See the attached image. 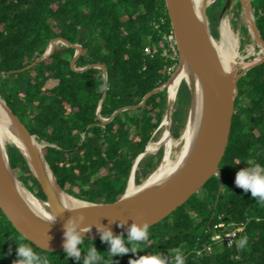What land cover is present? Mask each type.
Instances as JSON below:
<instances>
[{
	"label": "trees",
	"instance_id": "1",
	"mask_svg": "<svg viewBox=\"0 0 264 264\" xmlns=\"http://www.w3.org/2000/svg\"><path fill=\"white\" fill-rule=\"evenodd\" d=\"M169 29L163 0H0V96L36 140L44 144L42 154L68 195L84 201H104L123 194L133 160L157 138L156 131L167 109L166 88L152 94L142 107L123 110L102 126L91 123L97 119L96 108L103 92L101 69L74 72L70 67L74 50L64 43L27 69L3 71L29 64L42 54L49 40L64 35L80 46L77 67L95 61L106 65L101 115L107 118L116 108L141 100L168 78V67L178 61V56L171 59L161 54L167 49L162 35ZM187 110L188 84L181 78L170 123L173 139L179 137L185 125ZM4 146L15 176L33 195L44 200L20 151L11 142ZM109 150L112 155L106 157ZM163 151L161 145L155 152L146 151L140 156L134 168L135 186L153 172ZM123 235L130 249L127 233ZM187 239L188 199L149 226V238L140 244L142 251L113 257L101 237H83V244L78 246L79 262L66 258L64 250L35 248L0 210V264H12L18 259L16 242L30 245L47 257L48 264H83L93 244L103 256L100 264H129L130 259L140 255L157 254L158 247L168 250V264H175L177 253L187 264Z\"/></svg>",
	"mask_w": 264,
	"mask_h": 264
},
{
	"label": "water",
	"instance_id": "2",
	"mask_svg": "<svg viewBox=\"0 0 264 264\" xmlns=\"http://www.w3.org/2000/svg\"><path fill=\"white\" fill-rule=\"evenodd\" d=\"M167 18L170 28L173 32L175 47L177 50L178 61L168 76L161 84L151 88L141 98V100L133 103L124 104L116 108L107 118L102 117V102L106 94V79L107 67L100 61L89 63L83 67L77 68V62L80 58V46L69 41L64 35H58L52 39V45L49 49H45L41 55L36 57L32 62L23 66L20 69H14L3 72H15L18 70L27 69L33 66L38 61L47 58L59 43L71 47L74 50L73 59L71 60V69L78 73L83 74L93 67L101 69V77L103 81V92L96 108L95 121L91 123H99L102 126L108 125L115 117L128 108L142 107L147 99L155 92L166 88V82L171 75L177 73L182 69L183 65L188 68V4L189 0H163ZM82 28L78 30L77 39H80ZM185 67V66H184ZM188 84V77H184ZM178 85V84H177ZM176 85V87H177ZM167 90V121L166 130L170 133V123L174 106L175 90L172 94ZM0 100L4 104V108L11 119L17 134L22 141L25 149L30 154L33 151V142H38L35 135L30 133L20 118L11 110L7 103L0 96ZM86 127H84V131ZM20 151L22 156L27 162V165L40 185L41 192L43 193L46 202L49 205L50 211L54 217L55 222H48L43 218V215L35 214L27 205V202L22 197L17 188V184H22L15 176L11 169L6 151L4 141L0 138V210L5 218L10 222L13 228L35 248L47 251L64 250V224L72 217L79 218L83 216L81 226L92 225L91 231L83 233L84 237L99 238L100 232L97 231L99 225L110 227L114 234L127 233V227L133 221L142 222L147 221L149 226L163 219L166 215L171 213L175 208L180 206L188 199V160L180 169L169 176L153 185H147V180H144L140 185L135 186L133 183L134 168L139 159L146 151H151L147 146L139 153L132 162L126 185L131 180L132 186L137 187L133 192L127 193L126 187L121 196L111 200L104 201H84L74 197L76 202L71 204H64L55 199L52 191L47 187L42 176L39 174L36 166L28 161L27 156L23 153L20 146L16 141H10ZM39 143V142H38ZM40 145V143H39ZM42 145L39 147L41 151ZM158 149V148H157ZM156 149V150H157ZM168 151H166L167 157ZM42 157L49 168L43 154ZM163 161V160H162ZM162 163V162H161ZM53 175V190L65 192L57 182L52 170L49 168ZM26 188V187H24ZM27 189V188H26ZM28 190V189H27ZM31 193V192H30ZM66 193V192H65ZM67 194V193H66ZM68 195V194H67ZM35 196V195H34ZM70 196V195H68ZM67 206V207H65ZM126 222L124 227L119 226V222Z\"/></svg>",
	"mask_w": 264,
	"mask_h": 264
},
{
	"label": "clouds",
	"instance_id": "3",
	"mask_svg": "<svg viewBox=\"0 0 264 264\" xmlns=\"http://www.w3.org/2000/svg\"><path fill=\"white\" fill-rule=\"evenodd\" d=\"M248 167L241 168L235 175V184L242 188L245 192L250 191L251 197L258 203L264 204V166L252 161H246ZM67 207V206H65ZM43 218L48 222H55L56 217L44 213ZM83 216L79 218L72 217L64 224V243L63 248L66 253V258H74L76 261L81 260V249L78 247L83 244V233L91 231L92 225L81 226ZM126 222H119L120 227H124ZM97 231L100 232L101 241L109 245L107 250L111 256L124 255L129 252L137 253L142 251L140 247L141 242L147 241L149 238V224L147 221L137 222L133 221L127 227V243L131 248L125 246L123 234H114L110 227L103 225L96 226ZM247 242V237L242 238L238 242V247L244 248ZM17 257L12 264H48V259L41 256L33 250V248L25 243L16 242ZM103 256L93 244L87 250L84 256L83 264H100ZM129 264H168L167 259L162 254H147L140 255L138 258L130 259ZM175 264H184L181 254L177 253L175 256Z\"/></svg>",
	"mask_w": 264,
	"mask_h": 264
},
{
	"label": "bare ground",
	"instance_id": "4",
	"mask_svg": "<svg viewBox=\"0 0 264 264\" xmlns=\"http://www.w3.org/2000/svg\"><path fill=\"white\" fill-rule=\"evenodd\" d=\"M52 45V42L48 43L46 49H49ZM176 65L174 64L173 67ZM185 66V67H184ZM172 67V69H173ZM169 68V67H168ZM181 77H188V68L186 65H183L182 69H179L176 74L171 75L169 80L166 82V88L168 89L169 93L172 94L173 91L176 89V85L178 84ZM186 129H185V145L181 154L178 158L173 162L169 163L167 159H164L159 167V169L152 175H150L149 179L147 180V185H153L163 179L168 178L173 173H175L178 169H180L186 161L188 160V117L186 121ZM0 138L3 142L4 140L16 141L17 144L20 146L23 153L27 156L28 161L34 164L42 176L43 180L47 187L52 191L53 196L55 199L64 204H71L76 202L74 198L68 196L65 192L59 190H53V175L50 172L49 168L47 167L42 154L39 151V143L33 142V151L29 154L28 151L25 149L22 141L20 140L16 129L14 128L11 119L9 118L3 102L0 100ZM17 188L21 193L22 197L27 202L29 208L37 215H43L44 213H48L49 215L53 216L48 203L46 200L40 199L30 193L26 188H24L20 183L17 184ZM137 187L132 186L131 180L129 179L126 191L127 193L133 192ZM54 217V216H53Z\"/></svg>",
	"mask_w": 264,
	"mask_h": 264
},
{
	"label": "rangeland",
	"instance_id": "5",
	"mask_svg": "<svg viewBox=\"0 0 264 264\" xmlns=\"http://www.w3.org/2000/svg\"><path fill=\"white\" fill-rule=\"evenodd\" d=\"M49 42H52V39L51 40H49ZM48 42V43H49ZM48 43H47V46H48ZM46 46V47H47ZM71 64V63H70ZM78 68V67H77ZM174 68L175 67H173V69H171L170 70V74H171V72L174 70ZM181 78H184V77H181ZM180 78V79H181ZM185 79V78H184ZM180 81V80H179ZM179 83V82H178ZM167 110V109H166ZM167 112V111H166ZM165 116H164V118H163V120L160 122V124H159V126H158V129H157V131H156V139L155 140H153V141H151L150 143H148L147 144V147L151 150V151H153V152H155L156 151V149L159 147V146H161V145H163V147H164V151H163V154H162V158H161V160H160V162L158 163V165L156 166V168L153 170V172L150 174V175H152V174H154L158 169H159V167H160V165H161V162H162V160H164V159H167V161L169 162V163H173L177 158H178V156L181 154V152H182V150H183V147H184V145H185V127H186V125H184V127H183V129H182V131H181V133H180V135H179V137L178 138H176V139H173L171 136H170V133H168L167 132V130H166V121H167V114L165 113L164 114ZM187 117H188V110H187ZM187 117H186V121H187ZM186 121H185V124H186ZM5 142H9V140H4V143ZM40 145H44L43 143H40ZM166 151H168V153H167V157H164L166 154ZM112 155V152L109 150V151H106L105 152V156L106 157H110ZM143 155V154H142ZM142 155H140V156H142ZM140 158V157H139ZM150 175L148 176V177H150ZM128 179V178H127ZM22 185V184H21ZM23 186V185H22ZM127 186V185H126ZM125 186V187H126ZM24 187V186H23ZM29 191V190H28ZM30 192V191H29ZM41 192V191H40ZM177 243H179V240L178 241H176ZM158 253L159 254H162L163 255V257H167L168 256V250H167V252L165 251V248H163V247H158Z\"/></svg>",
	"mask_w": 264,
	"mask_h": 264
},
{
	"label": "built area",
	"instance_id": "6",
	"mask_svg": "<svg viewBox=\"0 0 264 264\" xmlns=\"http://www.w3.org/2000/svg\"><path fill=\"white\" fill-rule=\"evenodd\" d=\"M152 24L155 27L157 26V24H155L154 21H152ZM162 38H163L164 43L167 45V49H166V51H162L161 54L169 56L171 59H175L178 55H177V50L175 47V40H174V36H173V32H172L171 28L168 30V32H166L162 35ZM145 51L146 52L149 51L148 47L145 48ZM174 64H171L169 66L168 72H170V70L172 69Z\"/></svg>",
	"mask_w": 264,
	"mask_h": 264
}]
</instances>
